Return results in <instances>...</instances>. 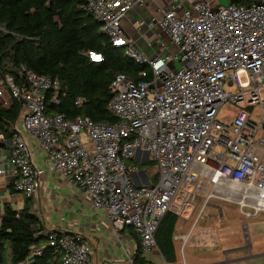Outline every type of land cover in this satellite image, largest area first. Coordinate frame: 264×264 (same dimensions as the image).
I'll list each match as a JSON object with an SVG mask.
<instances>
[{
  "label": "built area",
  "instance_id": "obj_1",
  "mask_svg": "<svg viewBox=\"0 0 264 264\" xmlns=\"http://www.w3.org/2000/svg\"><path fill=\"white\" fill-rule=\"evenodd\" d=\"M149 1L86 0L81 6L114 48L145 68L136 82L124 74L112 80L107 110L115 123L46 114L45 91L57 93L58 83L24 67L18 82L10 74L2 78L12 99L22 104L23 129L49 159V170L105 212L114 233L131 228L141 252L158 250L154 235L166 213L177 216L181 229L185 210L195 208L199 196L205 199L196 220L214 198L237 205L245 218L264 215V0H230L216 8L207 0H172L150 26L164 30L177 53L154 58L140 53L121 27L135 6ZM87 55L94 63L103 59ZM170 61L180 67L171 70ZM52 102L57 104L55 96ZM84 102L78 97L74 105ZM231 106L234 118L218 117L221 108ZM10 140L13 191L35 198L44 170L34 164L16 127ZM6 141L0 132V145ZM143 152L156 169L154 185L145 186L133 163L135 157L143 161ZM194 225L180 238L183 244ZM43 235L45 246H32L22 264L46 246L61 251V264L90 262V245L80 235Z\"/></svg>",
  "mask_w": 264,
  "mask_h": 264
},
{
  "label": "trees",
  "instance_id": "obj_2",
  "mask_svg": "<svg viewBox=\"0 0 264 264\" xmlns=\"http://www.w3.org/2000/svg\"><path fill=\"white\" fill-rule=\"evenodd\" d=\"M85 2L0 0V76L10 74L18 82V71L24 67L36 75L56 80L59 91H45L48 115L115 123L117 120L107 110L112 80L117 74H124L136 82L138 73L145 68L127 59L124 49L111 45L93 15L81 9ZM88 52L99 54L103 59L91 62ZM54 96L57 104L52 102ZM78 97L85 100L81 107L74 105ZM21 108L22 104L15 100L7 109L0 106V132L6 137L11 135ZM147 165L153 166L152 162ZM156 180L155 176L151 185ZM31 206V198L26 200L20 213L4 206L0 220V264H22L27 261L32 246H45L47 239ZM177 228V216L168 212L161 218L154 235L166 263L175 261L173 237ZM30 264H61V251L46 246ZM133 264H151L141 256L139 241Z\"/></svg>",
  "mask_w": 264,
  "mask_h": 264
},
{
  "label": "crops",
  "instance_id": "obj_3",
  "mask_svg": "<svg viewBox=\"0 0 264 264\" xmlns=\"http://www.w3.org/2000/svg\"><path fill=\"white\" fill-rule=\"evenodd\" d=\"M171 4L172 0H151L145 4L135 6L133 12L127 14L121 21V23L123 21L125 23L124 30L126 32H124L140 53L150 58L164 55L163 50L168 45H162V38H160L158 28L150 26V24L161 18ZM132 25H136V27H132ZM0 89L2 91L0 106L7 109L13 99L1 76ZM21 116L20 112L17 121L11 129L16 127L20 131L31 151L34 164L44 170V175L39 178V193L35 198H31L32 212L39 219L43 232L60 233L66 237L73 235L83 237L91 248L90 262L88 264H133V259L137 253L138 238L132 229L125 228L114 233L105 212L95 209L86 194L76 189L64 177L49 170V159L43 154L32 137L24 131ZM10 136H5L7 141L0 145V169L4 172L0 175V220L5 205L20 213L28 199L21 194L15 193L12 188V171L7 162L12 149ZM135 159L133 163L138 165L139 172L144 171L151 184L152 179L155 176L157 177L156 169L152 166L153 170L147 172L142 169V167L147 165H141L142 161L139 162L137 157ZM214 200L218 201L221 199L214 198ZM202 202L203 199L197 201L195 208H191L189 214L185 217L183 227L181 229L177 228L174 235L177 239L174 240L176 255L173 264L178 262L177 243L181 242L180 238L182 236H186L189 233L194 223L195 225L188 236L187 244H190L191 249L212 247L210 243H206L205 231L197 229L206 211V208H204L200 217L196 220V212L200 209ZM211 206L214 207L215 204H211ZM218 209V217L223 221L224 215L221 209ZM221 238L222 234L218 232L216 235V244L218 246L221 243ZM240 250H245V248L233 249L230 252ZM141 256L151 264H167L157 249L141 252ZM189 259L193 264H217L216 262H206L204 257L195 259V256L192 257L190 255Z\"/></svg>",
  "mask_w": 264,
  "mask_h": 264
},
{
  "label": "rangeland",
  "instance_id": "obj_4",
  "mask_svg": "<svg viewBox=\"0 0 264 264\" xmlns=\"http://www.w3.org/2000/svg\"><path fill=\"white\" fill-rule=\"evenodd\" d=\"M207 1L210 2L212 8H216L217 6L225 7L230 4V0ZM123 22L121 23V27L124 35L128 37L125 33V23ZM132 27H136V25H132ZM127 32L129 31L127 30ZM158 32L160 34V38H162V45H168L163 50V56L176 54L177 48L175 45L170 44L171 41L168 34L162 29H158ZM168 66L171 70H176L180 67L178 64L176 65L171 61L168 63ZM227 91L232 92L233 89H228ZM235 113L236 108H234V106H231L230 109H228L227 107H223L219 110L218 117L224 118L228 116L229 119H232L234 118ZM82 140H85L84 135H82ZM142 169L146 170L147 172L153 170L150 165L144 166L142 167ZM199 199H203L204 201L205 196H199L196 200V203ZM208 204L209 205L205 206V215L204 217H202L197 229L205 231L204 235H206V243H210V246L212 245V247L205 249H191V247L189 246L190 244H187V241L184 244L182 242H179L177 243L178 262L176 264H193L190 262V255L192 257L195 256V259L204 257L206 259L205 261L208 263L216 262L217 264H264V215L262 214L258 217L249 219L241 216L238 206L233 203L212 199L210 202L208 201ZM211 204H215V206L213 207L211 206ZM218 208L221 209L224 215L223 221H221L218 217ZM190 209L191 208H187L185 210L183 218H185L189 214ZM198 211L199 210H197V212ZM218 232H221L222 234L221 243L219 246L216 244V235ZM182 244L183 247L181 252L180 246ZM237 248H245V250L230 252V250Z\"/></svg>",
  "mask_w": 264,
  "mask_h": 264
},
{
  "label": "water",
  "instance_id": "obj_5",
  "mask_svg": "<svg viewBox=\"0 0 264 264\" xmlns=\"http://www.w3.org/2000/svg\"><path fill=\"white\" fill-rule=\"evenodd\" d=\"M143 154H144V159H143L141 165H147L148 160H149V154H148V152H143ZM135 161H137V159H135ZM139 175H142L145 178V182H144L145 186H149L150 182H149L147 176L145 175L144 171H140ZM133 180H134V185L136 187H139V185L136 183V176H133Z\"/></svg>",
  "mask_w": 264,
  "mask_h": 264
}]
</instances>
